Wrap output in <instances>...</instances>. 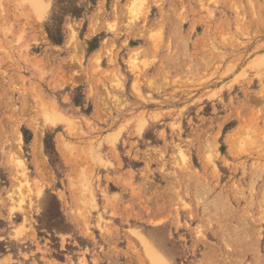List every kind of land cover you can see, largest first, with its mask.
Segmentation results:
<instances>
[{
    "label": "rangeland",
    "instance_id": "374dc122",
    "mask_svg": "<svg viewBox=\"0 0 264 264\" xmlns=\"http://www.w3.org/2000/svg\"><path fill=\"white\" fill-rule=\"evenodd\" d=\"M0 264H264V0H0Z\"/></svg>",
    "mask_w": 264,
    "mask_h": 264
},
{
    "label": "bare ground",
    "instance_id": "6f19581e",
    "mask_svg": "<svg viewBox=\"0 0 264 264\" xmlns=\"http://www.w3.org/2000/svg\"><path fill=\"white\" fill-rule=\"evenodd\" d=\"M42 3H43V0H36V4H37L38 6H42Z\"/></svg>",
    "mask_w": 264,
    "mask_h": 264
}]
</instances>
